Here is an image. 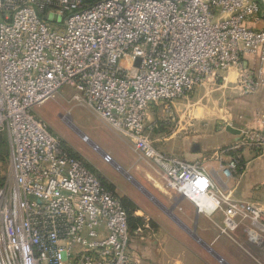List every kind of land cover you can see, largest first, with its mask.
I'll use <instances>...</instances> for the list:
<instances>
[{
    "label": "built area",
    "instance_id": "2783aa9c",
    "mask_svg": "<svg viewBox=\"0 0 264 264\" xmlns=\"http://www.w3.org/2000/svg\"><path fill=\"white\" fill-rule=\"evenodd\" d=\"M261 19L264 0H0V264H141L130 247L143 230L131 229L121 196L34 113L65 85L152 161L168 188L212 198L223 233L250 221L249 238L261 243L264 209L223 195L199 162L161 151L151 119L232 68H241L244 91H255ZM244 150L264 155V128L221 150L231 156L220 166L226 177L244 168Z\"/></svg>",
    "mask_w": 264,
    "mask_h": 264
},
{
    "label": "rangeland",
    "instance_id": "374dc122",
    "mask_svg": "<svg viewBox=\"0 0 264 264\" xmlns=\"http://www.w3.org/2000/svg\"><path fill=\"white\" fill-rule=\"evenodd\" d=\"M231 70L242 73L241 68ZM239 76L234 83L240 86L243 93H246ZM226 83H228L227 74L210 78L203 85L177 100L170 113H166L164 107L153 110L151 119H160V127L152 135L154 144L167 153L174 150H179L181 153L192 152V145H195L197 140L195 135L215 129V124L223 127L222 122L226 121V112L232 100L227 94ZM75 94L74 87L65 85L46 103L37 106L34 113L48 124L52 133L60 137L72 153L83 159L108 185L113 187L130 208L134 209V212L141 211L142 216L137 227H142V234L147 231L156 232L161 226H165L164 247L168 249L164 256V258L167 257L166 264H222L188 233H183L179 228H173L175 226L171 221L166 222L167 219L158 205L124 172L127 170L126 165H142L154 176L164 181L154 167V163L136 152L132 142L116 131L95 111L74 100ZM82 134L90 140H85ZM171 135H174L173 139L170 138ZM167 137L170 140L166 141ZM185 138L190 141L187 148L186 144H180L178 140ZM92 143L108 154L119 167L107 160ZM5 160H8L7 153ZM5 163L9 164V161ZM131 176L136 177L134 174ZM136 178L159 200L166 197L143 174ZM165 204L172 207L174 198L171 197ZM192 206V201L188 199L177 208L176 212L179 215H182L183 211L192 214V209L194 210ZM158 216H163L166 220H160ZM188 220L192 227V219Z\"/></svg>",
    "mask_w": 264,
    "mask_h": 264
},
{
    "label": "crops",
    "instance_id": "0c3cea01",
    "mask_svg": "<svg viewBox=\"0 0 264 264\" xmlns=\"http://www.w3.org/2000/svg\"><path fill=\"white\" fill-rule=\"evenodd\" d=\"M263 25L264 19H261L254 26L262 27ZM244 65L245 68L254 73L258 62L253 55L248 54L245 56ZM223 74L228 76V83L225 85L228 87V96L232 98L226 112V121L222 122L223 127L215 124V129L195 135L197 140L195 145H192V152L181 153L179 150H174L165 153L183 160L199 162L217 183L223 195L229 194L232 199L255 203L264 209V155L244 150L242 152L244 168L235 172L231 177H226L220 168L221 165H227L231 157L229 154L222 153L221 149L223 147L235 143L244 131L264 128V74L258 88L250 93H243L240 86L234 83L240 75L237 70H229L222 73L221 76ZM154 119L160 122V119ZM228 126H232L240 132L233 133L227 129ZM170 138L173 139L174 135H171ZM167 140H170L169 137L166 138ZM178 140L180 144H186V148L190 144V141H187L186 138ZM154 167L161 175L158 168L155 165ZM126 169L125 174L129 175V178L134 180L138 187L158 205L163 216L167 219V223L171 221L175 226L173 228H179L183 233H188L201 247L220 261L214 255V253L217 254L223 259L224 263L220 261L222 264H264V237L261 243H254L250 240L246 230L250 221H246V225L239 226L229 234L223 233L221 227L224 215L218 209L215 201L214 207L208 203V208L201 210L191 200L192 207H194V210L192 209L193 213L183 211L182 215H179L176 212L177 208L188 198L177 197L178 195L176 196L174 190L168 188L163 180L161 181L142 165H126ZM131 174L136 175V177L143 174L148 181L152 182L155 188L165 194L166 199L163 197L162 200L156 198L149 189ZM161 177L163 176L161 175ZM171 197L174 198V204L169 207L165 202ZM140 213L141 211L138 210L134 212V215L141 218ZM163 216L158 217L160 220L165 221L166 219ZM188 219H192V227ZM165 233V226H161L156 232L147 231L142 235L134 233L130 247L132 256L139 260L141 264H166L167 257L164 258V256H166L168 249L164 247L166 239H163V234ZM193 234L201 240V243L194 238Z\"/></svg>",
    "mask_w": 264,
    "mask_h": 264
},
{
    "label": "trees",
    "instance_id": "16d2710c",
    "mask_svg": "<svg viewBox=\"0 0 264 264\" xmlns=\"http://www.w3.org/2000/svg\"><path fill=\"white\" fill-rule=\"evenodd\" d=\"M69 149V148H68ZM70 150V149H69ZM5 154H6V146H5ZM74 154V153H73ZM89 166V165H88ZM90 167V166H89ZM91 168V167H90ZM92 169V168H91ZM93 171H95L94 169H92ZM96 172V171H95ZM97 173V172H96ZM98 174V173H97ZM101 178V177H100ZM102 182L110 189L114 190L113 187H111L110 185H108L103 178H101ZM122 198V197H121ZM122 201L125 205V207L127 208L129 215H130V225H131V229L134 230L136 229V227L138 226V224L140 223V219L139 217L134 215V209L130 208V206L128 205V203L125 201L124 198H122Z\"/></svg>",
    "mask_w": 264,
    "mask_h": 264
},
{
    "label": "water",
    "instance_id": "95a60500",
    "mask_svg": "<svg viewBox=\"0 0 264 264\" xmlns=\"http://www.w3.org/2000/svg\"><path fill=\"white\" fill-rule=\"evenodd\" d=\"M227 129H228L229 131L233 132V133H239V132H240V130L235 129V128L232 127V126H228ZM82 136H83V138H84L85 140H87V141L90 140L85 134H82ZM90 142H91V141H90ZM92 144L94 145L95 148H97L98 150H100L99 147H98L96 144H94V143H92ZM100 151H101V150H100ZM101 153L103 154V156H104L107 160H109L110 162L114 163V165H116L117 167H119V165H118L117 163H115L114 160H113L108 154H106L104 151H101ZM126 175H127V174H126ZM127 176L130 177L129 175H127ZM193 236H194L195 239H197V240L201 243V240H200V239H198L194 234H193ZM214 255H215L220 261H222V262L224 263V261H223V259H222L221 257H219V256H218L217 254H215V253H214Z\"/></svg>",
    "mask_w": 264,
    "mask_h": 264
},
{
    "label": "bare ground",
    "instance_id": "6f19581e",
    "mask_svg": "<svg viewBox=\"0 0 264 264\" xmlns=\"http://www.w3.org/2000/svg\"><path fill=\"white\" fill-rule=\"evenodd\" d=\"M191 199L190 200H192L194 203H196V204H203V203H210L211 204V206L212 207H214V200L211 198V199H208V198H206V197H197V196H195V195H191ZM210 211V210H209Z\"/></svg>",
    "mask_w": 264,
    "mask_h": 264
}]
</instances>
